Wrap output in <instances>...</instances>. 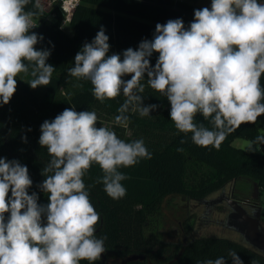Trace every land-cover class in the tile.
Instances as JSON below:
<instances>
[{"label":"clouds","instance_id":"1","mask_svg":"<svg viewBox=\"0 0 264 264\" xmlns=\"http://www.w3.org/2000/svg\"><path fill=\"white\" fill-rule=\"evenodd\" d=\"M30 2L0 0V104L13 97L19 74L31 76L27 83L35 89L49 85L55 71L47 63L50 50L35 47L43 37L31 31L37 25L36 13L25 10ZM34 7L40 8L39 0ZM109 51V37L101 26L77 52L68 74L89 81L101 103L124 97L114 118L117 126H128L129 112L146 117L159 107L144 104L142 81L167 98L178 133H191L200 147L218 149L240 125L255 124L264 115L261 0H211L210 8L194 10L187 28L182 19H170L157 23L153 38L143 39L136 49ZM154 53L158 57L153 66ZM198 114L211 127L197 122ZM98 121L95 111L71 107L42 123L39 144L49 160L38 187L48 195L47 204L38 203L36 192L29 194L33 181L27 166L0 158V264H93L102 258L107 236L96 235L100 214L89 192L94 185L86 186L83 178L98 165L102 175L94 183L102 184L110 198L121 199L126 195L122 181L129 177L120 169L150 160L152 153L142 138L126 142L112 129L97 127ZM258 145H264V135L250 142L249 150L259 151ZM228 255L232 264H243L235 251ZM198 264L228 261L219 257Z\"/></svg>","mask_w":264,"mask_h":264},{"label":"trees","instance_id":"2","mask_svg":"<svg viewBox=\"0 0 264 264\" xmlns=\"http://www.w3.org/2000/svg\"><path fill=\"white\" fill-rule=\"evenodd\" d=\"M35 2L31 0L25 8L36 13L33 19L39 22L31 31L43 37L35 47L50 50L47 63L55 71L49 85L35 89L27 83L31 76L23 73L17 76V89L13 97L8 104H0V158L18 160L27 166L33 181L29 194L36 192L38 203L47 204L48 195L38 187L45 179L41 173L49 160L46 148L39 144L42 123L53 120L65 108L71 107L79 112L94 111L102 106L116 116L124 100L121 95L101 103L92 95L89 81L69 76L68 70L74 66V57L83 44L90 43L103 26L109 37V55L122 54L130 47L136 49L143 39L151 40L157 23L164 24L170 19L179 18L187 28L194 19V10L204 7L187 0H81L69 24L72 28L70 33L61 25L63 13L57 2L51 10L41 5L35 8ZM157 57L158 53L151 57L153 66ZM142 83L147 85L144 81ZM261 84L264 86V75ZM149 91L150 103L159 107L146 117L129 112L128 126L134 129V134L119 137L126 142L142 138L152 153V159L120 169L129 177L122 181L126 195L114 200L106 194L102 184L94 183L102 175L98 165L94 164L83 178L86 186L94 185L89 189L90 199L100 214L96 235L107 236L105 253L120 258L121 264H198L219 257L232 264L228 255L232 250L239 255L243 264H264V251L246 241L202 235L176 243L163 241L158 235H149V230L159 222L162 202L169 195H184L189 199L204 201L241 177L255 182L256 201H260L264 191V145H261L263 150L259 152L246 151L233 144L237 137L254 141L258 135H262L258 122L240 125L218 149L213 146L200 147L192 142L191 133H178L170 119L167 98L151 88ZM196 121L211 127L199 114ZM182 139L185 140L183 144ZM178 148H183V151H177ZM5 215L7 217L8 214ZM186 227L191 231L192 224L188 222ZM132 254L143 258L123 262ZM81 264L89 262L82 261ZM93 264L102 262L98 260Z\"/></svg>","mask_w":264,"mask_h":264},{"label":"rangeland","instance_id":"3","mask_svg":"<svg viewBox=\"0 0 264 264\" xmlns=\"http://www.w3.org/2000/svg\"><path fill=\"white\" fill-rule=\"evenodd\" d=\"M202 7L211 6V0H187ZM262 2V0H261ZM55 0H39V4L47 10H51L55 5ZM64 29L72 33L70 25H65ZM149 87L145 85L144 104L150 103ZM99 117L97 127L105 126L115 131L118 137L123 135L131 136L134 129L131 126L121 127L114 123L115 115L103 108L96 107L94 110ZM152 113H150L151 115ZM261 134L264 135V115L257 119ZM142 135V134H141ZM250 139L243 137L235 138L233 144L246 151L249 150ZM255 147V146H254ZM261 152L262 146H257ZM257 186L248 177H241L229 182L223 189L209 195L204 201L189 199L184 195H169L164 198L161 207V218L150 230L149 235H158L163 241L183 243L187 242L191 236H220L236 240L246 241L237 228L228 224L227 216L231 208L226 200L214 203V200L222 196H229L240 200L248 209L251 204L257 203L255 200ZM262 207V225L264 226V191L260 197ZM191 223V231L186 230V224ZM159 223V224H158ZM248 243V242H247ZM249 244V243H248ZM106 264H120L121 259L108 254H103ZM156 261V260H155Z\"/></svg>","mask_w":264,"mask_h":264},{"label":"water","instance_id":"4","mask_svg":"<svg viewBox=\"0 0 264 264\" xmlns=\"http://www.w3.org/2000/svg\"><path fill=\"white\" fill-rule=\"evenodd\" d=\"M226 200L231 208L229 218L233 221L228 222L229 225L234 226L246 239L251 246L264 251V226L262 225V207L256 208L255 212L251 214L246 206L236 198L229 196H222L214 200V203ZM142 257L137 254H132L126 257L123 262L134 258Z\"/></svg>","mask_w":264,"mask_h":264},{"label":"built area","instance_id":"5","mask_svg":"<svg viewBox=\"0 0 264 264\" xmlns=\"http://www.w3.org/2000/svg\"><path fill=\"white\" fill-rule=\"evenodd\" d=\"M60 8H61V11L63 13V19H62V27H64L65 25H69L71 20H72V17H73V14H74V11L76 10V7L78 6V4L80 3L81 0H55ZM178 1V0H176ZM34 23L38 26V21L37 20H34ZM36 26V27H37ZM256 204V208H258L259 206H261V204L259 202L255 203Z\"/></svg>","mask_w":264,"mask_h":264},{"label":"flooded vegetation","instance_id":"6","mask_svg":"<svg viewBox=\"0 0 264 264\" xmlns=\"http://www.w3.org/2000/svg\"><path fill=\"white\" fill-rule=\"evenodd\" d=\"M257 202H259V203L261 204L260 201H257ZM250 207H251V208H249L248 210H249V212H250L251 214H253V213L255 212V210H256V204H255V203H254V204H251ZM227 221L230 222V223L233 222V221L231 220V218H229V214H228V216H227ZM100 261L102 262V264H106V258H105L104 255H102V258L100 259ZM120 264H121V263H120Z\"/></svg>","mask_w":264,"mask_h":264},{"label":"crops","instance_id":"7","mask_svg":"<svg viewBox=\"0 0 264 264\" xmlns=\"http://www.w3.org/2000/svg\"><path fill=\"white\" fill-rule=\"evenodd\" d=\"M234 142V141H233Z\"/></svg>","mask_w":264,"mask_h":264}]
</instances>
